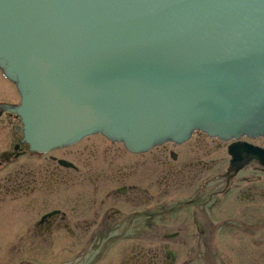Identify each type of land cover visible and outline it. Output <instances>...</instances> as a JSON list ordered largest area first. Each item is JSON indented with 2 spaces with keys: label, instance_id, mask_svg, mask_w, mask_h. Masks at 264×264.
Wrapping results in <instances>:
<instances>
[{
  "label": "water",
  "instance_id": "1",
  "mask_svg": "<svg viewBox=\"0 0 264 264\" xmlns=\"http://www.w3.org/2000/svg\"><path fill=\"white\" fill-rule=\"evenodd\" d=\"M0 67L35 150L264 134V0H0Z\"/></svg>",
  "mask_w": 264,
  "mask_h": 264
},
{
  "label": "flooded vegetation",
  "instance_id": "2",
  "mask_svg": "<svg viewBox=\"0 0 264 264\" xmlns=\"http://www.w3.org/2000/svg\"><path fill=\"white\" fill-rule=\"evenodd\" d=\"M20 101L0 68V264H229L235 249L246 264L264 243V134L41 151Z\"/></svg>",
  "mask_w": 264,
  "mask_h": 264
},
{
  "label": "rangeland",
  "instance_id": "3",
  "mask_svg": "<svg viewBox=\"0 0 264 264\" xmlns=\"http://www.w3.org/2000/svg\"><path fill=\"white\" fill-rule=\"evenodd\" d=\"M5 82L8 83L7 81H5ZM14 96H15V99L18 98L17 95H16V92H14ZM236 247H238V246L236 245ZM243 250L249 256L248 263H246V264H253V263H255V264H264V243H260V245L257 248V250H253L251 247L245 248V246L243 247ZM233 253H234V255H233L234 257L233 258H235V260L234 261H230L229 264H244V263H242L241 256H238L239 250L235 249L233 251ZM257 254H258V260H255L257 258ZM238 259L241 260V263H238V261H239Z\"/></svg>",
  "mask_w": 264,
  "mask_h": 264
}]
</instances>
